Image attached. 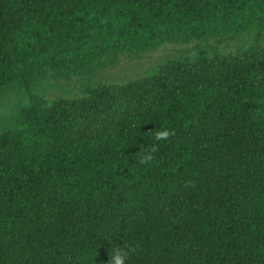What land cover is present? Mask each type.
<instances>
[{
  "label": "trees",
  "instance_id": "16d2710c",
  "mask_svg": "<svg viewBox=\"0 0 264 264\" xmlns=\"http://www.w3.org/2000/svg\"><path fill=\"white\" fill-rule=\"evenodd\" d=\"M236 28L264 29V0H0V100L19 95L0 127V264H112L125 245L124 264H264L262 43L43 93Z\"/></svg>",
  "mask_w": 264,
  "mask_h": 264
},
{
  "label": "rangeland",
  "instance_id": "374dc122",
  "mask_svg": "<svg viewBox=\"0 0 264 264\" xmlns=\"http://www.w3.org/2000/svg\"><path fill=\"white\" fill-rule=\"evenodd\" d=\"M258 42L264 45V29L252 34L240 31L237 28L223 34H208L201 38H193L188 41H172L157 47L148 48L137 54L123 55L121 62L114 67L96 70L88 75L68 76L65 79H52L49 87L43 92L48 97L54 98L62 94L60 86H66L72 95H80V88L92 83H119L137 79L165 63L168 59L193 54L210 52L219 47L223 53H233L238 48L249 43ZM19 100L15 91H8L2 100L4 106H0V127L8 120L7 113H11L9 106Z\"/></svg>",
  "mask_w": 264,
  "mask_h": 264
},
{
  "label": "clouds",
  "instance_id": "9594fccd",
  "mask_svg": "<svg viewBox=\"0 0 264 264\" xmlns=\"http://www.w3.org/2000/svg\"><path fill=\"white\" fill-rule=\"evenodd\" d=\"M170 134L169 130L165 129L162 131H156L154 133V139L160 140L162 138H166ZM151 159V154L145 155L142 157L141 162ZM128 254V246L125 245L124 247L116 248L112 254V264H124L125 260L127 259Z\"/></svg>",
  "mask_w": 264,
  "mask_h": 264
}]
</instances>
